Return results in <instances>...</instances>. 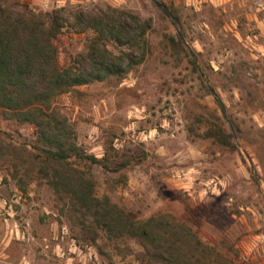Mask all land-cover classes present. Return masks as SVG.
<instances>
[{
    "label": "rangeland",
    "instance_id": "obj_1",
    "mask_svg": "<svg viewBox=\"0 0 264 264\" xmlns=\"http://www.w3.org/2000/svg\"><path fill=\"white\" fill-rule=\"evenodd\" d=\"M4 1L35 12L65 8L63 16L111 6L150 20L140 63L134 53L122 77L55 98L85 153L101 158L108 142L128 161L111 170L74 166L91 174L98 198L107 196L133 219L170 214L188 225L211 250H193L194 264H264V0H157L176 12L179 25L150 0ZM92 36L65 23L53 39L57 66L84 53ZM178 37L200 76L168 43ZM108 48L126 50L112 42ZM215 124L232 134L236 150L202 137ZM34 143L33 126L0 113V221L35 239L21 237V264H148L138 239L112 237L72 211L69 196L40 172Z\"/></svg>",
    "mask_w": 264,
    "mask_h": 264
},
{
    "label": "trees",
    "instance_id": "obj_2",
    "mask_svg": "<svg viewBox=\"0 0 264 264\" xmlns=\"http://www.w3.org/2000/svg\"><path fill=\"white\" fill-rule=\"evenodd\" d=\"M169 10L177 17L176 12ZM65 11L57 8L35 12L24 3L7 5L0 0L2 117L33 126L32 147L38 151L35 159H40L38 163L42 164L40 172L56 193L69 196L72 211L76 210L81 217L89 215L112 237L126 235L138 239L148 264H182V261L194 264L193 250L202 249L206 254L211 250L188 225L177 222L170 214L136 220L107 196L95 195L91 174L74 163L95 164L111 170L116 164L124 167L128 161H119L120 155L108 142L104 143L101 158L85 153L77 143L73 126L55 104L58 95L74 86L104 81L110 76L122 77L131 69L134 53H137L135 63H140L148 46L146 33L150 20L111 6L96 11L68 10V15L63 16ZM163 13L168 16L164 8ZM65 23L76 32L91 30L93 36L88 39L84 53L76 54L69 64L60 68L56 64L53 39ZM110 42L126 50L114 53L108 48ZM168 43L181 48L199 73L179 37L170 38ZM202 137H212L230 151L237 149L232 134L218 124L208 128ZM79 221L84 223L81 218Z\"/></svg>",
    "mask_w": 264,
    "mask_h": 264
},
{
    "label": "crops",
    "instance_id": "obj_3",
    "mask_svg": "<svg viewBox=\"0 0 264 264\" xmlns=\"http://www.w3.org/2000/svg\"><path fill=\"white\" fill-rule=\"evenodd\" d=\"M9 223L0 221V264H14V262L21 264L20 261L26 257L23 255L24 249L26 250L27 248L26 243L20 239H22L21 237H25V235L24 232L22 233L15 227L14 222L10 221ZM27 236H29V233ZM25 238L27 241L35 240L33 237ZM31 263L33 264V260Z\"/></svg>",
    "mask_w": 264,
    "mask_h": 264
},
{
    "label": "water",
    "instance_id": "obj_4",
    "mask_svg": "<svg viewBox=\"0 0 264 264\" xmlns=\"http://www.w3.org/2000/svg\"><path fill=\"white\" fill-rule=\"evenodd\" d=\"M156 7H158V8H160V9H165L166 10V12H167V14H168V16L175 22V24L176 25H179V20L176 18V17H174L173 15H172V13L167 9V8H165V6L161 3V2H159V1H157V0H150ZM189 53H190V55L192 56V57H195V54H194V52L192 51V50H189ZM208 88H209V90H210V92L213 94V95H216V93H215V91H214V89L208 84ZM222 114H223V116H225V113H224V111L222 112Z\"/></svg>",
    "mask_w": 264,
    "mask_h": 264
},
{
    "label": "built area",
    "instance_id": "obj_5",
    "mask_svg": "<svg viewBox=\"0 0 264 264\" xmlns=\"http://www.w3.org/2000/svg\"><path fill=\"white\" fill-rule=\"evenodd\" d=\"M28 195H31L30 193H27ZM23 195H22V193H18V195H17V198H20V197H22ZM16 227V226H15ZM61 233H62V235H65L66 233H67V227L66 226H63L62 228H61ZM72 245H74V248H77L76 246H75V244H72ZM57 255L59 256V257H63V255H64V252L62 251V250H60L59 252H57Z\"/></svg>",
    "mask_w": 264,
    "mask_h": 264
}]
</instances>
